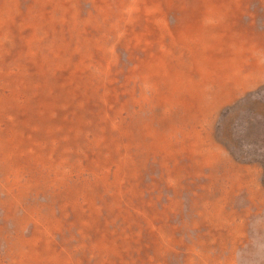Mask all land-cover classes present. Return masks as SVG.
<instances>
[{
	"label": "rangeland",
	"instance_id": "1",
	"mask_svg": "<svg viewBox=\"0 0 264 264\" xmlns=\"http://www.w3.org/2000/svg\"><path fill=\"white\" fill-rule=\"evenodd\" d=\"M0 264H264V0H0Z\"/></svg>",
	"mask_w": 264,
	"mask_h": 264
}]
</instances>
